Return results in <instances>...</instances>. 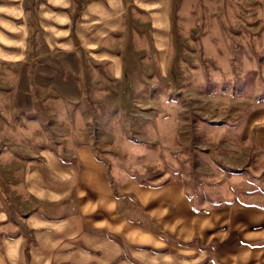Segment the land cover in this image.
<instances>
[{
    "label": "rangeland",
    "instance_id": "rangeland-1",
    "mask_svg": "<svg viewBox=\"0 0 264 264\" xmlns=\"http://www.w3.org/2000/svg\"><path fill=\"white\" fill-rule=\"evenodd\" d=\"M247 1L135 0L118 82L64 51L1 69L0 138L29 139L36 121L69 159L89 146L128 179L223 203L264 179V23Z\"/></svg>",
    "mask_w": 264,
    "mask_h": 264
},
{
    "label": "crops",
    "instance_id": "crops-1",
    "mask_svg": "<svg viewBox=\"0 0 264 264\" xmlns=\"http://www.w3.org/2000/svg\"><path fill=\"white\" fill-rule=\"evenodd\" d=\"M134 2L0 0V70L64 51L121 81L116 46ZM41 126L0 138V264H264V179L219 203L185 180L121 176L89 146L69 159L43 146ZM26 146L38 149L23 156Z\"/></svg>",
    "mask_w": 264,
    "mask_h": 264
},
{
    "label": "bare ground",
    "instance_id": "bare-ground-1",
    "mask_svg": "<svg viewBox=\"0 0 264 264\" xmlns=\"http://www.w3.org/2000/svg\"><path fill=\"white\" fill-rule=\"evenodd\" d=\"M158 4V3H157ZM44 18V17H43ZM14 29V28H13ZM21 36H23V35H21ZM12 58V57H11Z\"/></svg>",
    "mask_w": 264,
    "mask_h": 264
}]
</instances>
